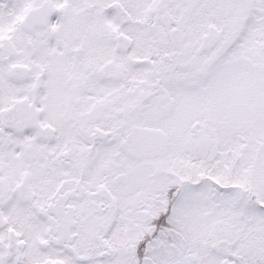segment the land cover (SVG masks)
<instances>
[{
  "label": "snow or ice",
  "instance_id": "snow-or-ice-1",
  "mask_svg": "<svg viewBox=\"0 0 264 264\" xmlns=\"http://www.w3.org/2000/svg\"><path fill=\"white\" fill-rule=\"evenodd\" d=\"M0 264H264V0H0Z\"/></svg>",
  "mask_w": 264,
  "mask_h": 264
}]
</instances>
